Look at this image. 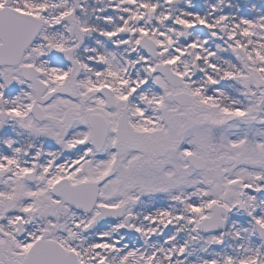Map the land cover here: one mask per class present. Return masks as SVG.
Listing matches in <instances>:
<instances>
[{
    "label": "snow or ice",
    "instance_id": "snow-or-ice-1",
    "mask_svg": "<svg viewBox=\"0 0 264 264\" xmlns=\"http://www.w3.org/2000/svg\"><path fill=\"white\" fill-rule=\"evenodd\" d=\"M0 264H264V0H0Z\"/></svg>",
    "mask_w": 264,
    "mask_h": 264
}]
</instances>
